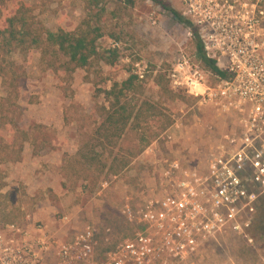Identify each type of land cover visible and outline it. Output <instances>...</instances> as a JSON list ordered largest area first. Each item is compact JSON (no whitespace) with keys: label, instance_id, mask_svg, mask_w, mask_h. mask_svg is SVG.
Listing matches in <instances>:
<instances>
[{"label":"rangeland","instance_id":"obj_1","mask_svg":"<svg viewBox=\"0 0 264 264\" xmlns=\"http://www.w3.org/2000/svg\"><path fill=\"white\" fill-rule=\"evenodd\" d=\"M97 1L0 0L6 16L13 13L16 4H28L51 31L60 27L74 29L91 10L101 11L97 21L105 36L99 40L98 49L107 56H113L110 52L116 50L117 56L115 65L102 61L67 77L44 70L38 51L27 58L19 53L12 56L24 74L18 123L30 135L19 155L18 147H5L14 145L15 140L0 135V233L12 237L8 225L41 222L61 243L91 224L97 231L96 253L102 260L141 227L129 220V214L141 208L147 192L160 188L158 180L166 160L177 158L186 168H204L224 135L234 128V122L214 105L171 85L188 98L185 103L163 105L167 116L163 118L171 116L173 124L167 126L165 120L153 122L152 129L159 136L120 174L104 176L97 182L77 180L65 165L79 149L83 134L101 120L97 110L105 99L96 96V88H109L114 81L121 82L134 72L148 78L144 98L158 101L154 82L158 70L168 72L169 78L180 59L192 67L200 65L194 26H198L203 39L204 30L212 28V22L252 9H256L264 26V14L259 13L264 12V0H165L191 25L180 22L152 0H140L136 7L128 9ZM199 20L205 21L203 27ZM208 82L214 85L216 76L209 75ZM2 89L5 91V86ZM138 144L139 135L134 131L126 133L121 142L125 150H135ZM12 153L18 161H6ZM241 221L249 222V227L240 231L227 229L179 264H264V199L246 210Z\"/></svg>","mask_w":264,"mask_h":264},{"label":"built area","instance_id":"obj_2","mask_svg":"<svg viewBox=\"0 0 264 264\" xmlns=\"http://www.w3.org/2000/svg\"><path fill=\"white\" fill-rule=\"evenodd\" d=\"M220 19L202 37L226 77L216 76L212 85V72L185 59L169 74L173 88L214 105L234 122L206 166L166 160L160 188L147 192L141 208L129 214L141 227L102 260L95 226L58 243L44 223L34 222L8 225L12 237L0 233V264H179L227 229L249 227L241 221L244 212L264 199V26L256 9ZM198 23L203 27L205 21Z\"/></svg>","mask_w":264,"mask_h":264},{"label":"trees","instance_id":"obj_3","mask_svg":"<svg viewBox=\"0 0 264 264\" xmlns=\"http://www.w3.org/2000/svg\"><path fill=\"white\" fill-rule=\"evenodd\" d=\"M121 4L124 8H134L140 0H101ZM171 11L177 20L191 25L185 17L172 8L165 0H152ZM100 3V0L97 1ZM101 11L91 10L76 28L60 27L56 31L48 29L32 12L31 7L22 2L16 4L13 13L5 15L0 6V135L15 140L17 155L24 151V143L29 140V130L18 123L21 108V85L23 75L13 59L15 53L28 57L34 51L40 53V64L46 71L64 74L66 77L79 69H88L94 64L105 62L115 65L113 56L101 53L98 42L105 36V30L98 17ZM197 62L217 77H226L217 60L208 56L199 32L193 30ZM107 82V79H104ZM148 78L130 72L127 79L114 81L109 88L97 87L96 96H103L105 103L99 107L101 120L91 131L83 134L76 154L67 162L66 169L77 180L97 182L104 176L118 175L129 167L134 157L142 153L157 139L159 132L152 129L153 122L165 120V103L188 102L187 96L172 89L168 72L158 70L154 82L158 87L159 100L144 98ZM5 86V91L2 89ZM163 116H165L163 118ZM170 117V118H169ZM165 123L173 124L169 116ZM129 131L139 135L135 150H125L121 142ZM10 135V136H8ZM13 153L6 161H18ZM9 220V219H7Z\"/></svg>","mask_w":264,"mask_h":264},{"label":"crops","instance_id":"obj_4","mask_svg":"<svg viewBox=\"0 0 264 264\" xmlns=\"http://www.w3.org/2000/svg\"><path fill=\"white\" fill-rule=\"evenodd\" d=\"M34 217H35L36 219H39V216H38V214H36V213H35ZM29 227H32V226L29 225ZM50 228H51V226H50Z\"/></svg>","mask_w":264,"mask_h":264},{"label":"flooded vegetation","instance_id":"obj_5","mask_svg":"<svg viewBox=\"0 0 264 264\" xmlns=\"http://www.w3.org/2000/svg\"><path fill=\"white\" fill-rule=\"evenodd\" d=\"M196 27H198L197 25L196 26H194V28H193V30H196L197 31V28ZM198 32V31H197Z\"/></svg>","mask_w":264,"mask_h":264}]
</instances>
